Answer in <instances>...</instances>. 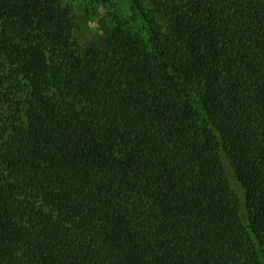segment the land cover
<instances>
[{
  "label": "trees",
  "instance_id": "16d2710c",
  "mask_svg": "<svg viewBox=\"0 0 264 264\" xmlns=\"http://www.w3.org/2000/svg\"><path fill=\"white\" fill-rule=\"evenodd\" d=\"M72 1L0 0V264H264V0Z\"/></svg>",
  "mask_w": 264,
  "mask_h": 264
},
{
  "label": "rangeland",
  "instance_id": "374dc122",
  "mask_svg": "<svg viewBox=\"0 0 264 264\" xmlns=\"http://www.w3.org/2000/svg\"><path fill=\"white\" fill-rule=\"evenodd\" d=\"M73 12L76 17L75 34L84 42L98 36V27L108 15V11L114 10L127 19L128 0H73ZM121 16V15H120Z\"/></svg>",
  "mask_w": 264,
  "mask_h": 264
}]
</instances>
